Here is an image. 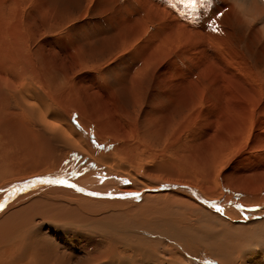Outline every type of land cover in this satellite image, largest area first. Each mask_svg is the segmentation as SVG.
<instances>
[{"label": "rangeland", "instance_id": "rangeland-1", "mask_svg": "<svg viewBox=\"0 0 264 264\" xmlns=\"http://www.w3.org/2000/svg\"><path fill=\"white\" fill-rule=\"evenodd\" d=\"M245 16L256 22L246 25ZM3 25L12 27L21 50L27 44L38 69L72 90L57 101L70 105L66 116L71 114L74 123L78 113L93 117L107 133L103 137L94 125L79 123L84 136L110 147L117 143L110 138L121 135L111 131L109 120L126 132L137 125L148 150L175 161L192 179L176 178L158 190L142 191L178 188L221 214L247 215L246 223L264 218V0H0V29ZM97 121L103 122L98 126ZM65 153L61 169L18 182L49 178L63 169L74 181L93 170L84 165L99 164L77 149ZM122 178L127 182L111 188L133 194V180ZM17 186L9 188L12 195ZM260 227V234L246 239L248 255L240 264H264ZM167 241L164 237L157 245L166 259L178 252L194 264H220L203 244L192 242L187 251L176 245L178 251ZM179 261L173 264H187Z\"/></svg>", "mask_w": 264, "mask_h": 264}, {"label": "bare ground", "instance_id": "bare-ground-1", "mask_svg": "<svg viewBox=\"0 0 264 264\" xmlns=\"http://www.w3.org/2000/svg\"><path fill=\"white\" fill-rule=\"evenodd\" d=\"M4 25L0 29V165L4 166L0 171V264H173L180 259L179 263L194 264L176 250L177 256L166 259L157 250L164 237L186 251L192 242L203 244L220 264H240L247 254L246 239L260 234L256 229L264 226V218L246 223L247 215L236 211L221 214L203 199L202 204L188 199L178 188L142 191L157 189L176 178L192 179L175 161L148 150L137 125L126 132L116 126L119 122L108 119L111 131L121 135L120 140H116L118 136L110 138L117 142L110 147L84 136L79 123L94 125L93 117L78 113L80 121L75 124L71 114L66 116L70 105L58 106L57 101L72 90L38 69L29 59L30 53L28 57L27 44L26 51L21 50L12 39V27ZM134 82L135 77L131 89ZM102 122L97 121L98 126ZM94 127L97 134L107 137L106 131ZM72 149L99 164L84 165V169L93 170L74 181L67 179L63 169L49 178L18 182L27 175L61 169L63 155ZM18 150L24 153H14ZM94 168L100 170L94 172ZM123 176L133 180L129 186L133 194L111 188L125 181ZM48 180L54 182H38ZM13 183L19 186L12 195L9 188ZM37 183L40 185L35 186ZM22 185L34 187L21 190ZM135 190L142 191L140 199L135 198L139 196ZM84 229L95 234L88 231V236L81 232Z\"/></svg>", "mask_w": 264, "mask_h": 264}, {"label": "clouds", "instance_id": "clouds-1", "mask_svg": "<svg viewBox=\"0 0 264 264\" xmlns=\"http://www.w3.org/2000/svg\"><path fill=\"white\" fill-rule=\"evenodd\" d=\"M243 22L246 24V25H251V24H253V23H255L256 22V18L255 17H249V16H245L244 18H243Z\"/></svg>", "mask_w": 264, "mask_h": 264}, {"label": "snow or ice", "instance_id": "snow-or-ice-1", "mask_svg": "<svg viewBox=\"0 0 264 264\" xmlns=\"http://www.w3.org/2000/svg\"><path fill=\"white\" fill-rule=\"evenodd\" d=\"M191 2H192V3H195L196 0H191ZM220 15H223V13H221ZM213 30H214V31H218V28H214ZM38 182H40V183H52V182H54V181L48 180V181H38ZM56 182L63 183V181H56ZM125 182H127V181H125ZM69 186H73V185H69ZM238 207H239V206H238ZM217 210H219V209H217Z\"/></svg>", "mask_w": 264, "mask_h": 264}]
</instances>
